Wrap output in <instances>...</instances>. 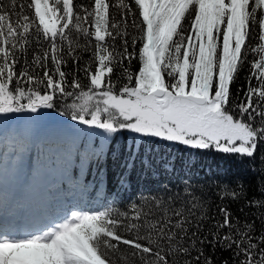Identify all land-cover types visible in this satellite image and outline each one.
Instances as JSON below:
<instances>
[{
  "label": "snow or ice",
  "instance_id": "1",
  "mask_svg": "<svg viewBox=\"0 0 264 264\" xmlns=\"http://www.w3.org/2000/svg\"><path fill=\"white\" fill-rule=\"evenodd\" d=\"M110 8L120 10L119 20ZM130 27L139 35L130 37ZM78 35L85 38L82 48ZM129 39L133 47L141 44L138 51L129 52ZM41 41L46 50L18 70L17 50L26 54ZM78 48L92 51L97 65L83 69L87 86L62 70ZM137 58L138 73L123 68L129 84L114 92V69ZM245 64L249 87L245 100L233 104L231 86ZM32 69H43L42 76ZM66 98L73 100L66 105L71 119L109 134L128 129L251 158L264 145V0H91V7L0 0V114L54 109ZM112 212L108 206L73 212L41 235L2 238L0 264H127L120 245L129 246L138 264H214L206 249L217 247L232 253L233 264H264V235L253 242L252 225L234 226L224 208L223 221L205 231L211 218L187 190L134 205L122 218Z\"/></svg>",
  "mask_w": 264,
  "mask_h": 264
},
{
  "label": "trees",
  "instance_id": "2",
  "mask_svg": "<svg viewBox=\"0 0 264 264\" xmlns=\"http://www.w3.org/2000/svg\"><path fill=\"white\" fill-rule=\"evenodd\" d=\"M74 3L91 7V0ZM110 12L120 19V10L110 8ZM128 32L130 37L139 35L131 27ZM77 39L82 48L85 38L78 35ZM129 44V52L141 47L139 42L131 46V39ZM27 47L26 54L17 50L21 58L18 70L24 67V60L31 61L34 54H41L42 47L46 50L47 41ZM73 57L78 63L71 62ZM67 59L70 62L62 70L68 73L69 81L77 78L81 85L87 86L89 81L83 69L85 65L92 69L97 66L92 51L78 48ZM247 59H253L252 55ZM123 68L135 76L141 63L138 58L125 60L114 69L111 76L114 92L129 84ZM250 70V65L245 64L238 72L231 86L233 104L245 100ZM32 71L42 76L43 69ZM257 85L253 77L251 86ZM40 87L43 92V85ZM72 102L66 98L58 107L37 113L0 114L1 208L10 214L26 213L44 219L64 209L66 213L72 209L95 213L108 206L113 209V218H122L120 214H131L134 205H146L154 197L167 199L187 190L200 199L211 218L205 222V231L213 222L223 221L220 209L224 208L231 213L234 226L243 229L252 225L253 242L264 235V145H259L255 155L248 158L215 148L193 149L156 137L129 134L125 129L109 134L71 119L66 105ZM225 232L227 228L221 235ZM124 235L131 238L127 233ZM120 249L129 257L127 264H138L130 256L129 246L120 245ZM206 254L213 258L214 264L224 261L233 264L232 253L219 247L206 249Z\"/></svg>",
  "mask_w": 264,
  "mask_h": 264
},
{
  "label": "rangeland",
  "instance_id": "3",
  "mask_svg": "<svg viewBox=\"0 0 264 264\" xmlns=\"http://www.w3.org/2000/svg\"><path fill=\"white\" fill-rule=\"evenodd\" d=\"M126 131L130 132L129 134H133V132H131L130 130L128 129H125ZM153 138V137H152ZM157 138V137H156ZM239 143V142H238ZM2 211L4 212L5 215L3 216H6V215H9V216H6V218H10V220H17V222H20V225L18 226V228L21 230V231H18L20 235L18 236H14V235H7V236H3L1 237L2 238H5V237H8V238H25V237H29V236H32V235H41L43 234V232L45 231H50L52 230L53 228H55L57 225H59L60 223H63L65 222L66 220H69L71 219V215L73 212H80V213H86L84 211H77L75 209H72L69 213H67L65 216H63L62 218H56L55 220V223L52 224L53 226H49L47 225V227H45L43 230H40V231H34V227L36 225V222L32 219H21V215H19L17 218H15V215H18V214H8L3 208H1ZM0 209V210H1ZM1 215V214H0ZM19 218V219H18ZM27 233V234H26Z\"/></svg>",
  "mask_w": 264,
  "mask_h": 264
}]
</instances>
